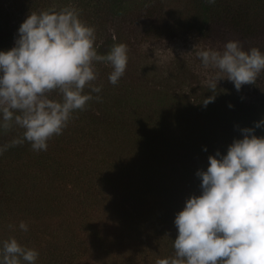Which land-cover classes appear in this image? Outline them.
I'll list each match as a JSON object with an SVG mask.
<instances>
[{"label":"trees","instance_id":"1","mask_svg":"<svg viewBox=\"0 0 264 264\" xmlns=\"http://www.w3.org/2000/svg\"><path fill=\"white\" fill-rule=\"evenodd\" d=\"M66 6L95 27L101 54L125 44L127 67L141 43L187 32H233L244 49L264 51V0H0V50L14 46L30 12ZM96 69L102 91L46 151L12 144L23 134L19 126L0 129V241L15 236L37 249L36 264H156L173 256L175 216L201 193L197 171L264 119V92L248 102L245 91L222 82L214 93L201 78L184 87L152 85L127 68L113 85L109 65ZM255 134L264 136V126Z\"/></svg>","mask_w":264,"mask_h":264},{"label":"clouds","instance_id":"2","mask_svg":"<svg viewBox=\"0 0 264 264\" xmlns=\"http://www.w3.org/2000/svg\"><path fill=\"white\" fill-rule=\"evenodd\" d=\"M197 56L205 67L217 70L209 80L213 93L221 78L239 91L264 71V51L246 50L238 40H229L223 50L200 49ZM100 62L111 67L108 80L117 84L127 68V46L118 43L106 54L98 52L95 27L74 7L30 12L14 46L0 50V129L19 126L23 134L12 144L27 141L34 151H46L73 113L86 108L92 93L102 91L94 83ZM53 91L59 99L49 96ZM214 99L208 96L202 103L207 106ZM262 126L264 119L242 128V138L226 154L209 155L207 169L196 173L201 193L187 198L175 216V254L156 264H264V136L255 134ZM4 150L0 147V154ZM28 227L20 221L19 229L26 232ZM38 257L37 249L15 236L0 241V264H36Z\"/></svg>","mask_w":264,"mask_h":264},{"label":"rangeland","instance_id":"3","mask_svg":"<svg viewBox=\"0 0 264 264\" xmlns=\"http://www.w3.org/2000/svg\"><path fill=\"white\" fill-rule=\"evenodd\" d=\"M19 18L17 17L16 20L19 21ZM15 32L17 37V31L15 30ZM229 40H237V35L230 32L224 36L216 33L209 37H199L194 32H187L173 38L157 40L155 44L151 43L152 45L147 41L137 46L138 51L130 50L132 56L127 69L128 72H133V76H147L152 85L165 83L175 88L184 87L190 83L188 78H193L194 82L200 78L209 82L210 78L216 75L217 70L211 66L205 67L197 56V51L207 48L223 50ZM238 41L240 42V40ZM185 78H187V82L180 83ZM217 82L236 89L234 83L227 78H221ZM240 91L247 93L248 102H254L255 96L252 92H264V71L258 75L255 83L244 84L238 92Z\"/></svg>","mask_w":264,"mask_h":264}]
</instances>
